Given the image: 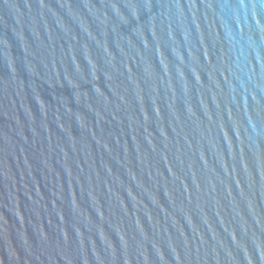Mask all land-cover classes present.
Listing matches in <instances>:
<instances>
[{"label":"water","instance_id":"obj_1","mask_svg":"<svg viewBox=\"0 0 264 264\" xmlns=\"http://www.w3.org/2000/svg\"><path fill=\"white\" fill-rule=\"evenodd\" d=\"M0 264H264V0H0Z\"/></svg>","mask_w":264,"mask_h":264}]
</instances>
